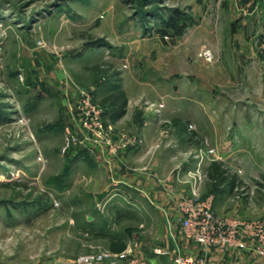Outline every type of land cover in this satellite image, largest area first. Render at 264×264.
I'll return each mask as SVG.
<instances>
[{
  "label": "rangeland",
  "instance_id": "1",
  "mask_svg": "<svg viewBox=\"0 0 264 264\" xmlns=\"http://www.w3.org/2000/svg\"><path fill=\"white\" fill-rule=\"evenodd\" d=\"M84 92L108 135L89 132ZM145 121L174 170L200 162L218 215L264 218V0H0V264L109 249L94 209L110 237L157 245L162 212L105 198L103 163ZM213 161L244 185L212 184Z\"/></svg>",
  "mask_w": 264,
  "mask_h": 264
},
{
  "label": "crops",
  "instance_id": "2",
  "mask_svg": "<svg viewBox=\"0 0 264 264\" xmlns=\"http://www.w3.org/2000/svg\"><path fill=\"white\" fill-rule=\"evenodd\" d=\"M187 119L189 120L190 118ZM175 130L185 133L187 131V129L179 126H175ZM138 132L137 138L138 140L141 139L142 142L137 140L135 144L131 145V148L127 149L124 153L123 159L118 160L119 162L113 160L106 164L103 163L104 170L108 169L109 171L108 176L112 181V185L117 189L112 194L106 193L105 198H123L130 204V207L127 209L134 212L138 211L137 213H140L139 211L142 209L140 201L143 199L145 202H149L154 210L162 212L165 217L166 232L161 237L160 242L151 249H139L138 252L135 250L136 253L147 259L150 264H176L174 256L178 253L193 254L199 257L201 255L204 256L205 251L208 252L207 264H264V258L255 257L245 251L224 250L220 248H205V250L200 245L185 239L175 218V198L179 194L191 192L189 181L191 178L188 173L190 170H194V167L198 163L188 166L184 171L183 169L174 170L172 155L170 157L167 155L161 156L157 155V151L155 150L154 153L152 152L153 147L157 144V138L161 134L158 128L151 126L148 121H145ZM95 163V161H92L91 165L95 166ZM185 180L188 181L186 182ZM93 196L95 198L98 197L96 193ZM222 196L224 197V194L216 196L215 205H217V199H221ZM93 213L94 216L89 218V221L94 220L95 233H98L100 237L104 235L105 238L111 241L110 239L113 236H109L106 224L101 223L107 211L94 209ZM116 240L119 239L116 238ZM128 246L126 244L125 249L122 251H113L110 245L109 249L114 253H120L126 250ZM80 255L71 256L65 253L51 255L45 257L38 264H76L75 259ZM95 264L112 263L110 260H105Z\"/></svg>",
  "mask_w": 264,
  "mask_h": 264
},
{
  "label": "built area",
  "instance_id": "3",
  "mask_svg": "<svg viewBox=\"0 0 264 264\" xmlns=\"http://www.w3.org/2000/svg\"><path fill=\"white\" fill-rule=\"evenodd\" d=\"M81 97L88 104V115L93 114L88 126L89 132L101 137L108 135L102 127V110L91 105L90 93H82ZM95 136V137H96ZM131 140L123 143L122 147L129 146ZM116 149V146H111ZM200 162L195 170H190L191 192L179 194L175 198V218L185 239L205 248H220L224 250L245 251L258 258H264V218L245 220L239 217H222L215 211V195L202 197L199 184L203 181L200 171ZM186 182L188 180H185ZM206 250V249H205ZM207 254L195 256L193 254L178 253L174 256L176 264H207ZM110 260L112 264H150L147 259L135 252L133 246H128L120 253L105 249L95 253L78 256L76 264H95Z\"/></svg>",
  "mask_w": 264,
  "mask_h": 264
},
{
  "label": "trees",
  "instance_id": "4",
  "mask_svg": "<svg viewBox=\"0 0 264 264\" xmlns=\"http://www.w3.org/2000/svg\"><path fill=\"white\" fill-rule=\"evenodd\" d=\"M106 101V100H105ZM175 126H179L183 129H187V123L182 120L175 119ZM209 180L212 184H218L229 188L231 192H235L240 186L244 185V181L239 178L237 173H232L229 168L222 162L213 161L208 169ZM110 248L113 251H122L125 249L126 244L116 238L112 237L110 239Z\"/></svg>",
  "mask_w": 264,
  "mask_h": 264
}]
</instances>
